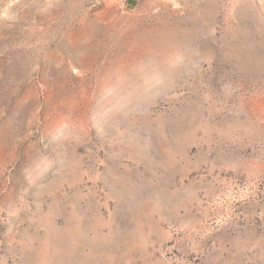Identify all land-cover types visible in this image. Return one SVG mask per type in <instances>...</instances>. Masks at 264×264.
<instances>
[{
    "label": "rangeland",
    "instance_id": "1",
    "mask_svg": "<svg viewBox=\"0 0 264 264\" xmlns=\"http://www.w3.org/2000/svg\"><path fill=\"white\" fill-rule=\"evenodd\" d=\"M0 264H264V0H0Z\"/></svg>",
    "mask_w": 264,
    "mask_h": 264
}]
</instances>
